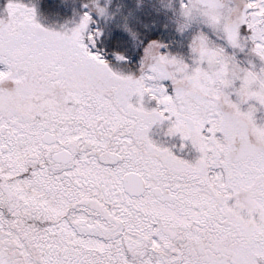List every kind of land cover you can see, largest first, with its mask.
Here are the masks:
<instances>
[{"label":"snow or ice","instance_id":"1","mask_svg":"<svg viewBox=\"0 0 264 264\" xmlns=\"http://www.w3.org/2000/svg\"><path fill=\"white\" fill-rule=\"evenodd\" d=\"M0 264H264V0H0Z\"/></svg>","mask_w":264,"mask_h":264}]
</instances>
